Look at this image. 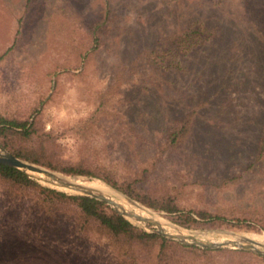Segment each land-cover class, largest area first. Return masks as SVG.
Returning <instances> with one entry per match:
<instances>
[{
    "label": "rangeland",
    "instance_id": "obj_1",
    "mask_svg": "<svg viewBox=\"0 0 264 264\" xmlns=\"http://www.w3.org/2000/svg\"><path fill=\"white\" fill-rule=\"evenodd\" d=\"M24 1L0 0V54L10 48L0 60V114L21 116L36 107L39 127L52 131L63 154L86 145L115 163L119 176L152 196L172 198L183 211H264V157L257 159L264 0H32L16 32ZM187 28L201 34L194 43L170 40ZM193 110L186 138L159 153L172 123ZM92 114L97 122L81 138L78 128ZM141 205L184 227L174 221L179 211ZM2 217L0 264H118L92 247L39 249ZM184 228L264 236L245 227ZM235 258L212 254L213 264Z\"/></svg>",
    "mask_w": 264,
    "mask_h": 264
},
{
    "label": "trees",
    "instance_id": "obj_2",
    "mask_svg": "<svg viewBox=\"0 0 264 264\" xmlns=\"http://www.w3.org/2000/svg\"><path fill=\"white\" fill-rule=\"evenodd\" d=\"M31 1H24V10L17 17L16 32ZM197 34H200L198 29L194 32L187 28L174 34L170 40L189 46L196 41ZM9 50L7 48L0 54V60ZM194 112L172 123L159 144V153L167 152L186 138ZM38 114L36 107L21 116L0 114V145L13 156L48 169L98 178L154 210L166 213L179 211L174 221L184 227L226 226L264 231V211L244 209L229 216L223 211H183L172 198L152 196L146 190H141L134 179L119 176L115 163L104 161L98 154L84 148L86 145L80 147L75 155L63 154L56 145V136L52 131H43L39 127ZM95 122L97 116L92 114L79 126L81 138L87 137L83 131L87 124ZM262 157L264 130L261 131L257 147V159ZM0 214L13 231L24 229L34 246L45 250L55 248L57 253H60L57 249H62L61 246L70 245L72 249L92 247L113 254L118 258V264H141L143 261H149V264H213L212 254L228 251L236 256L235 264H251L254 259L264 262L263 257L243 250L185 246L156 233L145 232L101 201L47 188L23 171L3 164H0Z\"/></svg>",
    "mask_w": 264,
    "mask_h": 264
},
{
    "label": "water",
    "instance_id": "obj_3",
    "mask_svg": "<svg viewBox=\"0 0 264 264\" xmlns=\"http://www.w3.org/2000/svg\"><path fill=\"white\" fill-rule=\"evenodd\" d=\"M0 164L11 166L23 171L31 179L47 188L55 189L69 195L88 196L101 201L109 206L115 213L129 221L132 225L140 226L144 231L156 233L164 238L175 240L182 245L197 246L200 248L210 249L223 247L231 249H242L264 257V245L249 239L247 234H242L226 229H187L166 221L156 214L163 221L162 223H160L154 218H147L139 215L131 209L124 208L114 199L102 193L96 192L95 189L89 186L76 183V177H67L56 171H52L27 160L15 157L1 145ZM82 180L87 179L82 178ZM99 182H101L110 190L112 196H117L121 201L127 203L129 206H132L134 208L140 207L155 214L120 190L112 187L104 181ZM145 225H150L153 228H151L150 230H145ZM173 230H175L176 233H173Z\"/></svg>",
    "mask_w": 264,
    "mask_h": 264
},
{
    "label": "bare ground",
    "instance_id": "obj_4",
    "mask_svg": "<svg viewBox=\"0 0 264 264\" xmlns=\"http://www.w3.org/2000/svg\"><path fill=\"white\" fill-rule=\"evenodd\" d=\"M75 182L79 183V184H82V185H85V186H89V187L95 189L96 192L102 193V194L114 199L116 202H118L124 208L131 209V210H133L134 212L138 213L141 216H144V217H147V218H154V219L158 220L160 223L163 222L160 217H158L157 215L149 212L148 210H145V209L140 208V207L134 208L132 206H129L127 203L121 201L117 196H112V193L110 192V190L106 186H104L102 183H100V182L98 183V182L78 181L76 179H75ZM173 233H176V231L173 230ZM248 238L253 240V241H255V242H257V243H260V244L264 245V236H262V235L248 236Z\"/></svg>",
    "mask_w": 264,
    "mask_h": 264
}]
</instances>
